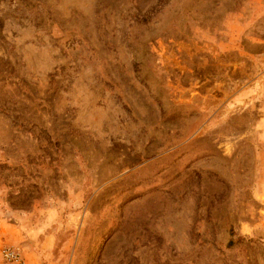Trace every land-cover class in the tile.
<instances>
[{
  "label": "rangeland",
  "instance_id": "rangeland-1",
  "mask_svg": "<svg viewBox=\"0 0 264 264\" xmlns=\"http://www.w3.org/2000/svg\"><path fill=\"white\" fill-rule=\"evenodd\" d=\"M0 217L40 264H264V0H0Z\"/></svg>",
  "mask_w": 264,
  "mask_h": 264
},
{
  "label": "crops",
  "instance_id": "crops-1",
  "mask_svg": "<svg viewBox=\"0 0 264 264\" xmlns=\"http://www.w3.org/2000/svg\"><path fill=\"white\" fill-rule=\"evenodd\" d=\"M13 217H17V215ZM11 219L12 217L7 220L0 217V241L2 240V242L7 244L19 245L22 248L23 261L21 264H40V261L43 260L42 251L46 242H43L41 239L37 241L32 240L31 227L20 219L14 218L12 221ZM35 223L36 221L32 222V224ZM33 226L35 227L34 230L39 227L38 223Z\"/></svg>",
  "mask_w": 264,
  "mask_h": 264
},
{
  "label": "built area",
  "instance_id": "built-area-1",
  "mask_svg": "<svg viewBox=\"0 0 264 264\" xmlns=\"http://www.w3.org/2000/svg\"><path fill=\"white\" fill-rule=\"evenodd\" d=\"M0 256L8 263L21 264L23 261V250L20 246L5 245L0 248Z\"/></svg>",
  "mask_w": 264,
  "mask_h": 264
}]
</instances>
